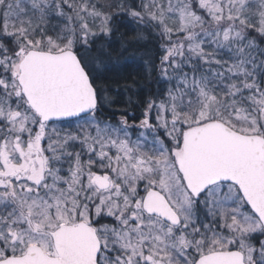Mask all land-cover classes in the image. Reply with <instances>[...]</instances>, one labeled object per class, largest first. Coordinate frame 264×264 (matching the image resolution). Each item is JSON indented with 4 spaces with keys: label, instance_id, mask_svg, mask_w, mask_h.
<instances>
[{
    "label": "snow or ice",
    "instance_id": "obj_1",
    "mask_svg": "<svg viewBox=\"0 0 264 264\" xmlns=\"http://www.w3.org/2000/svg\"><path fill=\"white\" fill-rule=\"evenodd\" d=\"M0 264H264V0H0Z\"/></svg>",
    "mask_w": 264,
    "mask_h": 264
}]
</instances>
